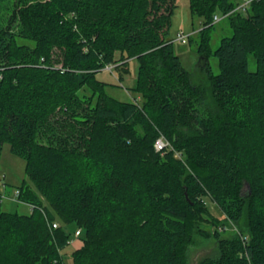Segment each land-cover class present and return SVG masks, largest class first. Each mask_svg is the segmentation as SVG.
Returning <instances> with one entry per match:
<instances>
[{"label": "trees", "instance_id": "obj_1", "mask_svg": "<svg viewBox=\"0 0 264 264\" xmlns=\"http://www.w3.org/2000/svg\"><path fill=\"white\" fill-rule=\"evenodd\" d=\"M177 7L15 1L0 26V161L6 144L25 161L31 213L4 211L0 194V264H64L71 225L74 264H188L197 233L218 243L200 264H264V0H190L198 83L170 39ZM219 14L233 35L213 50ZM133 59L139 99L120 102L97 74ZM226 221L240 232L224 237Z\"/></svg>", "mask_w": 264, "mask_h": 264}, {"label": "rangeland", "instance_id": "obj_2", "mask_svg": "<svg viewBox=\"0 0 264 264\" xmlns=\"http://www.w3.org/2000/svg\"><path fill=\"white\" fill-rule=\"evenodd\" d=\"M15 1L16 0H0V26L7 25V20H9V16L13 11ZM201 26L202 19L191 15L190 0H178V7L172 18L170 39H174L180 32L190 35L194 31H199ZM212 35V48L213 50H216L220 46L223 38L231 37L233 35L228 20L222 18L212 31ZM18 41L21 45H35L34 42L22 38H19ZM174 50L180 57L183 66L189 72H197L194 77L195 82L198 83L205 78V75L202 72H199L198 68L199 54L197 44H183L182 42L174 40ZM117 57H119V54ZM211 66L213 73L218 75L220 69L219 61L216 56L211 57ZM249 68L252 72L256 71V63L252 58L250 60ZM129 70V73H122L116 68H113V70L106 68L97 74V78L107 84V94L120 102H134L135 99H139L138 94L134 91V88L137 85L139 72V62L136 59L130 61ZM120 76H122V79H120ZM25 180L29 182V179L25 174V161L15 156L11 152L10 146L6 144L0 161V194L3 196L2 208L4 211L23 215L31 213V207L16 198V191ZM207 202L211 208L212 214L215 217L224 220L225 218L220 214L219 210L211 200H208ZM232 225L226 221L225 227H219V230L223 232L224 237H229L236 231L240 232L237 226L234 224ZM204 228L207 230L210 229V227L207 226H204ZM68 229L73 234V241L62 251V254L64 264H74L72 253L75 249L82 246V240L74 235L73 232H75L76 229L74 225L69 226ZM217 255V241L214 238L202 237L197 233L194 239V244L189 249L188 264H200L205 258L216 257Z\"/></svg>", "mask_w": 264, "mask_h": 264}, {"label": "built area", "instance_id": "obj_3", "mask_svg": "<svg viewBox=\"0 0 264 264\" xmlns=\"http://www.w3.org/2000/svg\"><path fill=\"white\" fill-rule=\"evenodd\" d=\"M248 2H246L242 7L244 8L245 6H247ZM223 18V16H220V15H216L215 16V22H220L221 19ZM190 35H187L186 33L184 32H180L176 35V38L175 40L176 41H179V42H182L183 44H186L188 42V38H189ZM169 142L162 136L160 137L157 141H156V144H155V147H156V150L158 152H162L164 151L165 149H167L169 147ZM19 195H20V191L17 190L16 191V198L19 199ZM60 224L58 222H55L53 224V228L54 229H57L59 228ZM81 235V230H78L76 232V237L78 238L79 236Z\"/></svg>", "mask_w": 264, "mask_h": 264}, {"label": "water", "instance_id": "obj_4", "mask_svg": "<svg viewBox=\"0 0 264 264\" xmlns=\"http://www.w3.org/2000/svg\"><path fill=\"white\" fill-rule=\"evenodd\" d=\"M187 199H188V201H190V198H189V196L187 195Z\"/></svg>", "mask_w": 264, "mask_h": 264}, {"label": "crops", "instance_id": "obj_5", "mask_svg": "<svg viewBox=\"0 0 264 264\" xmlns=\"http://www.w3.org/2000/svg\"><path fill=\"white\" fill-rule=\"evenodd\" d=\"M5 184V183H4ZM5 185H7V184H5Z\"/></svg>", "mask_w": 264, "mask_h": 264}]
</instances>
